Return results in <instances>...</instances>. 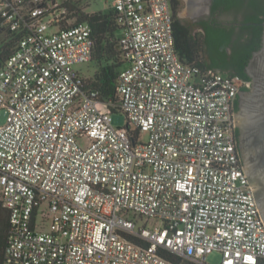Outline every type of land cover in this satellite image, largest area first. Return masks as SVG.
Returning <instances> with one entry per match:
<instances>
[{
    "label": "built area",
    "instance_id": "obj_1",
    "mask_svg": "<svg viewBox=\"0 0 264 264\" xmlns=\"http://www.w3.org/2000/svg\"><path fill=\"white\" fill-rule=\"evenodd\" d=\"M57 5L0 0V35L17 37L0 68L8 261L181 264L168 250L193 264L214 251L218 264H264L234 116L245 80L180 58L173 0H113L125 63L120 100L108 102L76 68L93 58L91 26Z\"/></svg>",
    "mask_w": 264,
    "mask_h": 264
},
{
    "label": "trees",
    "instance_id": "obj_2",
    "mask_svg": "<svg viewBox=\"0 0 264 264\" xmlns=\"http://www.w3.org/2000/svg\"><path fill=\"white\" fill-rule=\"evenodd\" d=\"M241 6H246L249 10L255 13H249L246 21L262 20L258 17L259 13L264 14L263 0H239ZM76 22H87L92 28L94 37V54L92 61L98 65V71L92 80H87L88 84L98 89L101 96L106 101L117 103L120 100L118 92V76L120 69L124 65L123 52L119 45L120 28L117 24L116 14L112 8L105 11L95 13L77 12ZM246 30H255L257 39L247 43V50L259 48L258 37L260 38L261 26L254 24L245 25L242 27ZM175 30V45L180 58L187 63L195 62L204 68H218L209 61L206 56L205 41L201 32H194L193 24H183L180 19H176L174 26ZM17 37L15 34L8 31L0 35V68L5 60L12 53ZM250 54V53H249ZM219 71L232 76L241 75L239 72L227 71L219 69ZM245 81L249 78L246 75H241ZM238 104L236 105V109ZM113 112L115 108L108 106ZM238 133V130H237ZM9 232V214L0 202V264H12L8 261L6 248L8 243ZM163 255L175 263L193 264L191 261L179 257L168 250L162 251Z\"/></svg>",
    "mask_w": 264,
    "mask_h": 264
},
{
    "label": "flooded vegetation",
    "instance_id": "obj_3",
    "mask_svg": "<svg viewBox=\"0 0 264 264\" xmlns=\"http://www.w3.org/2000/svg\"><path fill=\"white\" fill-rule=\"evenodd\" d=\"M173 1L176 18L180 19L183 24H193L194 32L202 33L205 41V54L209 61L218 70L239 72L249 78L245 67L252 53L258 48H252L248 51L247 43L256 40L257 36L255 30L243 29L242 27L245 25L239 23L247 22L248 14L255 13V11L249 10L246 6H241L239 0ZM186 10V15L190 17V21L187 20V22L182 20L186 16ZM258 17L262 20L249 23L261 26L260 24L264 21V14L259 13ZM261 37L262 30L260 38L258 37L257 47L261 45ZM241 75L236 76L243 79ZM245 82L246 87L250 78Z\"/></svg>",
    "mask_w": 264,
    "mask_h": 264
},
{
    "label": "water",
    "instance_id": "obj_4",
    "mask_svg": "<svg viewBox=\"0 0 264 264\" xmlns=\"http://www.w3.org/2000/svg\"><path fill=\"white\" fill-rule=\"evenodd\" d=\"M260 25L263 27L261 45L246 64L250 82L238 91V108L234 116L243 169L264 223V21Z\"/></svg>",
    "mask_w": 264,
    "mask_h": 264
},
{
    "label": "rangeland",
    "instance_id": "obj_5",
    "mask_svg": "<svg viewBox=\"0 0 264 264\" xmlns=\"http://www.w3.org/2000/svg\"><path fill=\"white\" fill-rule=\"evenodd\" d=\"M56 4H58L57 8L67 9V18L72 20L73 22L76 21V14L79 11L85 12V13H95L99 11H105L106 9L111 8V4L113 0H53ZM187 10L185 11L186 15ZM189 16H185L182 18L183 21L187 22L189 20ZM77 69H80L81 72L84 74V76L87 78V80H92L95 76V72L98 71V65L95 61L87 62L81 65L76 66ZM6 121V115L4 113V110L1 111L0 114V123H5ZM113 123L115 126H126L127 124V118L124 113L122 112H114L113 114ZM142 139H147V134L143 133ZM140 224H146L147 227H151L156 222L152 219H146L143 218L140 222ZM221 254L217 251H214L213 253L207 255V258L205 262L207 264H218L221 261Z\"/></svg>",
    "mask_w": 264,
    "mask_h": 264
}]
</instances>
